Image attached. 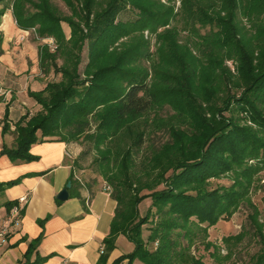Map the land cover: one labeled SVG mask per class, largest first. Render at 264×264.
Returning a JSON list of instances; mask_svg holds the SVG:
<instances>
[{"label":"trees","instance_id":"obj_1","mask_svg":"<svg viewBox=\"0 0 264 264\" xmlns=\"http://www.w3.org/2000/svg\"><path fill=\"white\" fill-rule=\"evenodd\" d=\"M61 1L69 13L56 0H0V26L11 8L19 29L54 39L55 50L41 45L40 69L62 78L29 92L42 110L17 123L16 146L4 145L2 154L32 162L37 143L92 144V165L118 205L99 264L120 235L134 250L115 264H205L196 254L203 244L217 261H229L248 233L224 238L222 256L208 229L229 221L243 203L261 248L242 264H264V223L250 196L264 170V0ZM128 10L136 17L121 20ZM167 109L172 113L163 116ZM157 132L168 139L144 154L147 134ZM73 170L72 188L86 186ZM222 179L231 184L213 186ZM146 200L151 205L142 216Z\"/></svg>","mask_w":264,"mask_h":264},{"label":"crops","instance_id":"obj_2","mask_svg":"<svg viewBox=\"0 0 264 264\" xmlns=\"http://www.w3.org/2000/svg\"><path fill=\"white\" fill-rule=\"evenodd\" d=\"M13 13L3 17L0 32L3 34L4 54L0 56V215L7 205L27 196L23 209L20 231L12 236L9 244L0 248V264H99L104 240L110 235L116 214L117 203L105 185L75 183L69 189L67 201L58 200V195L71 182L73 160L67 152H78L75 144L65 142H42L34 144L30 153L38 157L32 162H13L2 154L4 145L9 148L17 143L16 125L28 113L30 107L39 106L28 92L33 89L35 74L40 69L39 52L10 51L25 45L20 41L27 33L19 29ZM11 43L10 47L9 44ZM26 91V92H25ZM8 113V114H7ZM33 112H31L32 114ZM10 126L8 133L3 126ZM18 184L7 187L11 181ZM134 245L120 235L116 249L106 264H115L120 257L131 253ZM122 264H128V260ZM134 264H142L136 260Z\"/></svg>","mask_w":264,"mask_h":264},{"label":"rangeland","instance_id":"obj_3","mask_svg":"<svg viewBox=\"0 0 264 264\" xmlns=\"http://www.w3.org/2000/svg\"><path fill=\"white\" fill-rule=\"evenodd\" d=\"M56 4L60 7V9L63 12L69 13V10L65 6V4L61 0H56ZM177 6H179V3H177ZM2 7V5H0ZM8 13H13L12 9L7 10ZM135 12L128 10L120 16L121 20L127 21L134 19ZM15 19V18H14ZM3 20V19H2ZM244 24L247 28H250V23L247 21V19H244ZM64 29L69 37L70 35V29L66 24L63 25ZM1 27V26H0ZM29 34L26 35V40L28 39L26 46L21 45V47H13L11 43L9 44L10 51L14 52L19 50L20 53H30L31 56L37 54L40 51L41 45L48 43L45 39L43 40H36L35 39V33L33 31H28ZM0 37L4 38L3 34L0 32ZM25 40V41H26ZM154 42V41H153ZM59 65L62 64V61L59 60ZM88 63V48L85 46L83 52H82V63L80 64V73L82 74L84 72V68L86 67ZM227 65L232 69V71L235 73V66L232 62H227ZM42 72V71H41ZM35 82L32 86L34 90H38L40 88L46 87L48 83H57L62 80L61 75H56L53 71L50 74L44 75L39 73L37 76L35 74L34 77ZM26 92V91H25ZM29 93V92H28ZM29 111L33 112V114H36L38 111L42 110V107L39 105L36 107H30L28 109ZM168 112L172 113L170 109L165 110L163 113H161L163 116H166ZM96 128V125L93 124L92 132H94ZM147 136H152L150 140L147 141L145 153L147 155L148 151H151L152 147L160 146V144L164 143L168 139V135L164 132H157V133H149ZM69 144H75L76 150L78 152H69L72 156L73 165L77 168L76 173L79 175V177L83 180V182L87 184L97 183L100 185H108V183L96 172V167L93 166V160L95 158V151H93V146L89 142H80V143H69ZM78 164H76V163ZM78 165V166H77ZM79 167V169H78ZM259 181L256 186L259 187H253L251 190V199L253 204H255L259 210H260V221L264 223V203H263V197H264V170L261 171L258 175ZM231 184L229 179H222L217 180L214 182L213 186L216 187L218 185H226L229 186ZM151 200H146L139 204V212L143 216L147 213V210L149 209L151 205ZM252 210L250 206L241 205L239 209L234 213V215L231 217L229 221H220L216 226L211 227L208 229L209 231V238L208 241L213 242L217 246L221 248L220 252L222 256L227 255V249L223 243V239L229 236H235L240 234L241 232H247L248 235L244 239L243 242L238 243L239 245L235 249V255L233 259L229 261H223L220 258L219 261H217L215 258L211 257L212 253L214 252V249L211 248L210 250H206L203 245H198L197 249V255L202 256L204 258L205 264H242L243 262H248L252 255L256 254L259 249L261 248L260 244L258 243V239L254 237L253 233V227L250 225L249 216L251 215ZM147 229V227H146ZM147 234V231H145ZM193 251H195L193 249Z\"/></svg>","mask_w":264,"mask_h":264},{"label":"built area","instance_id":"obj_4","mask_svg":"<svg viewBox=\"0 0 264 264\" xmlns=\"http://www.w3.org/2000/svg\"><path fill=\"white\" fill-rule=\"evenodd\" d=\"M31 31L35 33L34 30H31ZM24 32L27 33L26 35L29 34L28 31H24ZM26 35L20 37V41L25 40ZM45 40L48 42L52 50L56 49V42L54 41L53 38H48ZM66 155L69 158H72L69 152H67ZM75 180L83 184L82 179L79 177V175L76 172H75ZM105 188L108 192L111 193L110 186L105 185ZM27 202H28L27 196L21 197L19 200H17L16 203H14L11 206L10 209L6 208V211L3 215H0V248L7 246L12 236H14L20 231V228L22 226L21 223L23 220V211H24L23 209L25 208Z\"/></svg>","mask_w":264,"mask_h":264},{"label":"water","instance_id":"obj_5","mask_svg":"<svg viewBox=\"0 0 264 264\" xmlns=\"http://www.w3.org/2000/svg\"><path fill=\"white\" fill-rule=\"evenodd\" d=\"M72 187V183L71 182H68L67 183V186H66V189H64L62 191V193L60 192V194L58 195V200L60 201H67L69 199V189H71Z\"/></svg>","mask_w":264,"mask_h":264}]
</instances>
